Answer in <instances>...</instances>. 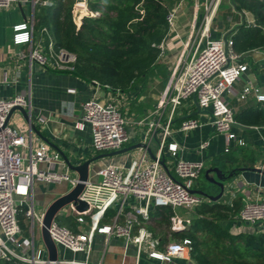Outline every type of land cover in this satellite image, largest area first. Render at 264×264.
Masks as SVG:
<instances>
[{"label": "built area", "instance_id": "2783aa9c", "mask_svg": "<svg viewBox=\"0 0 264 264\" xmlns=\"http://www.w3.org/2000/svg\"><path fill=\"white\" fill-rule=\"evenodd\" d=\"M187 1L193 2V13L190 30L184 38L179 31L178 17ZM31 2L37 5L51 6L52 0H0V8H9L15 3ZM96 0H75L73 7L74 22L79 29L85 17L101 16L100 9L93 8ZM223 0H180L175 3L167 14L169 33L158 45L160 57L167 51L179 50V58L172 69L167 88L158 103L155 113L163 114L169 109V116L165 124L152 120L150 130L162 131L161 148L157 159L150 160L147 151L132 161L128 167L108 165L98 170L100 183L103 188L110 190V195L104 205L94 212L93 199L96 198L92 190V183L87 181L82 200L89 203L85 211H78L73 203L70 206L77 215L79 222H84V215H90L91 227L86 233H76L67 226L60 225L56 218L49 230L59 247L72 252H88L91 249L96 232L116 235L133 242L137 246V263L140 264L143 253L162 264L171 262L175 258L191 256V240H173L164 249L160 247V240L143 224L149 222L151 209L154 206H171L187 208L193 211L206 201L203 195L192 192L196 180L205 168L203 161L186 160L179 156L177 143H168L169 151L175 158L173 174L169 173L161 163L164 147L173 129L172 124L179 108L189 98H196L201 108L212 109V124L218 134L231 140H238L234 132L235 111L227 101L226 95L232 93L233 88L240 82L247 72L248 65L240 63V53L234 49L233 34L223 37L213 36L214 21ZM233 2V0H232ZM204 10L203 14L201 10ZM35 14L26 22L13 26V43L25 44L27 47L17 52L18 60L27 61L30 68L34 65L49 67L62 71L73 72L77 62L76 53L66 48H56L54 40L47 27L37 33L35 28ZM46 38L49 42L46 45ZM255 93L258 101L264 102V93L252 84L245 85L240 98L245 99L250 93ZM31 92L26 91L11 99L0 98V259L16 260L22 264H49V260L37 257L35 248L36 225L40 229L44 214L36 212L32 190L36 182H68L72 188L77 185L78 176L69 171L58 170L60 165H66L61 154H50L42 145L34 149L30 146L28 134L11 121L6 124L7 116L15 105H21L31 110ZM82 119L91 126L93 147L100 152L119 150L129 139L128 119L113 100L103 101L94 96L82 103ZM200 126L199 120L190 117L181 122L180 129L189 131ZM210 141L205 140L200 148L205 149ZM31 147L25 155L22 148ZM230 148H226L229 151ZM47 164L44 168L42 165ZM69 169V168H68ZM264 169V164H263ZM71 188V189H72ZM133 197L136 203L129 202ZM25 206V216L30 221L32 239L24 237L18 217L20 207ZM119 206L115 214V222L100 226L99 222L105 211ZM62 208V209H63ZM61 209V210H62ZM238 218L252 226L257 231H264V200L247 194L242 199V206ZM173 229L179 226L176 215L171 218ZM139 226L137 233L135 227ZM32 253V255L30 254ZM58 264H77L75 260H61Z\"/></svg>", "mask_w": 264, "mask_h": 264}, {"label": "crops", "instance_id": "0c3cea01", "mask_svg": "<svg viewBox=\"0 0 264 264\" xmlns=\"http://www.w3.org/2000/svg\"><path fill=\"white\" fill-rule=\"evenodd\" d=\"M40 6L42 5H37L34 8L31 2H20L13 4L9 8H0V98L11 99L26 91H30L32 102L30 114L32 116V122L37 126L39 132L32 129L31 124L20 111H16L13 114L10 120L11 123L28 134L30 146L34 149L44 145L50 154L59 152L63 161H65L63 154H65L73 164H81L99 154L107 153L97 151L93 147L91 126L82 119V103L96 96L103 101L113 100L116 102L128 119L129 139L121 149L140 143L146 144V147L141 146L121 154L104 157L91 164L89 181L92 183V190L96 197L93 199V210L96 212L104 205L110 195V190L103 188L100 183V177L97 172L101 167L108 165L128 167L144 151H147L150 160L154 159L152 154L155 156L159 155L161 141L163 139L162 131L160 129L150 130L149 123L152 120L160 122L161 124L167 122L169 116L168 108L164 110L163 114H157L155 111L167 88L172 69L177 63L180 51H167L161 57L170 72L169 78L165 80L163 75L154 76L153 78L155 80L160 76L161 81L157 80V84L155 83V85L150 86L148 80L144 87V89H147V86L151 88L152 94L146 93L143 89L142 91L140 90L139 96L134 92H114L103 87L96 80L88 81L73 72L58 71L51 66L45 68L34 65L31 69L27 61L18 60L16 56L18 50L25 49L27 46L25 44L15 45L13 43V26L26 22L34 14L36 17V12ZM233 7L235 8L233 9L234 12L236 10L238 14H241L240 21L233 23L231 27L223 29L221 32L219 30L220 27L216 28L213 31L214 37H223L230 32L232 34L235 28L241 24L249 26L255 24V17L252 13L238 11L234 5ZM183 8L179 14L177 24L179 25V31L186 38L190 30L193 10L190 13V19L183 22L185 13ZM240 55L238 61L247 64L248 70L242 76L240 82L234 86L232 93L226 95L227 101L234 109L235 114L247 107L263 103L258 101L256 94L253 92L245 99H241L239 95L245 85L250 83L260 88V93H264V46L240 53ZM157 88H159V95L156 96L155 103H146L145 101L153 95V91ZM128 100L131 101L128 103ZM188 117L199 120L200 126L193 130L182 131L180 129L181 122ZM212 119V109L199 108L194 97L184 101L172 124L173 132L164 147L166 165L173 171L175 158L169 151L168 143H177L180 157L186 160H199L204 162L205 168L202 173L205 176L206 171L213 167L220 168L226 174L237 171V174L234 173V176L226 182V188L222 197L227 199L222 200L223 202L233 204L239 201L241 203L247 194H250L252 198L255 197L264 200V125L251 126L237 121L240 125L234 126V132L237 134L238 139L245 142V144H240L238 140L229 141L226 136L218 134L212 124ZM205 140H209L210 144L207 148L201 149L200 145ZM30 146L22 148V152L25 155L29 153ZM226 148H230V150L226 151ZM42 166L46 168L47 164H43ZM68 168V166L62 164L58 170L69 171L72 175L78 176L77 172ZM253 168L262 169V171L253 170ZM209 177L217 178L216 172H211ZM199 178L195 182L194 189L203 190V187L212 184L206 177L205 182L198 181ZM71 188L72 186L66 181L52 183L36 182L32 190L36 212L39 214L45 213L55 199L68 192ZM213 195L217 194L214 193ZM204 197L206 201H211L206 196ZM37 198L45 202L44 206L40 209H36ZM129 202L132 204L136 203L133 197H130ZM112 208H115L117 213L119 206ZM64 209L58 212L56 218L58 215H73L77 220V215L72 211L70 206L66 207V210ZM175 215L180 220L179 226H182V221L187 219L177 214L176 209ZM84 217V222L77 220L78 231H75L76 233H86L90 229L91 217L88 214L84 215ZM114 222L115 215L109 220H104V217H102L99 225H110ZM149 224L151 222L144 223L143 225L152 232ZM233 227H236L239 232L257 231L255 226L244 223L239 218L234 221ZM138 228L139 226L135 227V233H137ZM170 229H173L172 225ZM170 229L169 232H166L165 228L157 227V235L152 233L159 240L162 236H165L167 245L174 240ZM23 234L24 237L32 239L30 231L28 236L24 232ZM38 239H40V243H38ZM34 244L37 250V257L42 260H49V252L43 242L41 229L39 237H37L35 232ZM147 249L149 251V247ZM58 250L59 259L75 260L78 262L77 264L137 263L136 244L133 242L127 243L124 238L116 236L115 234L108 235L96 232L91 249L88 252L75 253L61 246L58 247ZM147 252L143 253L140 264H162L160 261L150 258ZM30 254L32 255V253ZM163 264L197 263L190 256L189 258H175L171 262H165Z\"/></svg>", "mask_w": 264, "mask_h": 264}, {"label": "trees", "instance_id": "16d2710c", "mask_svg": "<svg viewBox=\"0 0 264 264\" xmlns=\"http://www.w3.org/2000/svg\"><path fill=\"white\" fill-rule=\"evenodd\" d=\"M51 6H40L36 12L35 28L39 32L47 27L56 48H66L77 55L73 73L88 80L98 81L114 92L136 93L142 84L156 75L165 80L170 72L160 61L158 45L169 33L167 14L180 0H96L93 8L101 16L85 17L78 29L73 18L75 0H52ZM238 11H248L255 17L254 25L241 24L233 31L234 49L243 53L264 46V0H233ZM49 40L46 38V45ZM190 118V117H188ZM242 124L264 125V102L247 107L235 114ZM237 174V171H233ZM173 174V172L171 171ZM203 190L218 194L220 188L209 184ZM242 202L229 204L205 201L193 210L185 227L170 229L175 209L171 206H154L151 209L149 228L157 235V227L172 233L174 240H191V257L197 264H264V231L233 233L232 226ZM116 214L108 208L104 220ZM23 232L29 235V219L25 206L18 214ZM56 221L78 231L73 215H58ZM156 226V227H155ZM162 236L160 247L166 245ZM0 264H22L16 260L0 259Z\"/></svg>", "mask_w": 264, "mask_h": 264}, {"label": "water", "instance_id": "95a60500", "mask_svg": "<svg viewBox=\"0 0 264 264\" xmlns=\"http://www.w3.org/2000/svg\"><path fill=\"white\" fill-rule=\"evenodd\" d=\"M233 5L236 7V4L233 2ZM195 101L197 103V106L200 108V105L197 101V99L195 98ZM16 111H20L23 116L26 118V120L31 124V127L34 131L39 132V130L37 129V126L32 122V116L30 114V111L26 108H24L21 105H15L9 112L7 119H6V124L11 120L13 114ZM240 124L235 123V126H239ZM146 147V144L140 143V144H136L134 146L125 148V149H121V150H116V151H112V152H107V153H102L99 154L93 158H90L86 161H84L81 164H73L69 158L63 154V158L66 162V164L68 165V167L74 171L78 173V178L79 181L77 183L76 186H74L72 189H70L68 192H66L65 194H63L62 196L58 197L57 199H55L47 208V210L45 211L44 214V220H43V224L41 227V234H42V239L43 242L45 244V246L48 249L49 252V264H58L57 261L59 260V250H58V246L56 245V243L54 242L51 234H50V226L53 222V220L56 218L58 212L65 207L66 205L73 203L78 211H85L89 208V203L86 200H82L80 198V195L84 192L85 188H86V183L87 181H89L90 178V166L93 162L104 158V157H108V156H114L117 154H121L127 151H130L132 149H135L137 147ZM150 153L152 154V151L150 150ZM154 159H157V156L153 155ZM161 163L162 165L165 167V169L171 173L169 167L166 165V161H165V157L163 156L161 158ZM253 170H257V171H262V169H258V168H253ZM211 172H216L217 174V178L215 177H209V174ZM234 176V172H230L229 174H226L224 171H222L220 168L218 167H213V168H209L206 171V178L208 179L209 182H211L212 184L217 185L220 188V192L217 195H213L208 193L205 190L202 189H192V192L206 196L207 198H209L211 201H218L222 198L225 188H226V182L231 179Z\"/></svg>", "mask_w": 264, "mask_h": 264}, {"label": "rangeland", "instance_id": "374dc122", "mask_svg": "<svg viewBox=\"0 0 264 264\" xmlns=\"http://www.w3.org/2000/svg\"><path fill=\"white\" fill-rule=\"evenodd\" d=\"M192 6H193V2L187 1L185 3L184 8H183V11H185L184 16H183V22L184 21H188L190 19V16H191L190 13L193 10ZM233 9H235V8L233 7L231 0H223L221 6L219 8L217 17H216V19L214 21L213 27L214 28H219L220 27L219 30L221 32V31H223V29L231 27L233 25V23H235V22L238 23L242 16H241L240 13L238 14V12H236V10L234 12ZM201 12L203 14V12H204L203 8H202ZM160 61L165 64V61L163 59H160ZM157 80L161 81L160 76L157 78ZM157 80H155L154 78H150L149 82L151 84L149 83V85L153 86V85H155V83L157 84V82H156ZM142 86L143 85L141 84L137 90H141L142 91L144 89V87L142 88ZM159 88H161V87L159 86ZM159 88H157L156 90L153 91V95L150 96V98H148L145 101L146 103H148V102H150L149 104L155 103V98H156L157 95H159V91H158ZM144 91L146 93H148V94H152V92H151L152 90H151V88H148V86H147V89H144ZM130 101L131 100H128V103ZM205 177H206L205 174L202 173L198 181L205 182L206 181ZM225 199H227V198L222 197L218 201L223 202L222 200H225ZM44 204H45L44 200L42 201L41 199L37 198L36 209H40L42 206H44ZM176 212L181 217H183L184 219H187V220L190 219V217H192V215H193L192 214L193 212L191 210H189L187 208H183V207L176 208ZM232 232L233 233H240L236 227L232 228ZM36 235H37V237H39V235H40V227H39L38 224L36 225ZM38 240H39L38 243H40V239H38Z\"/></svg>", "mask_w": 264, "mask_h": 264}]
</instances>
